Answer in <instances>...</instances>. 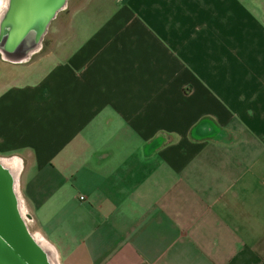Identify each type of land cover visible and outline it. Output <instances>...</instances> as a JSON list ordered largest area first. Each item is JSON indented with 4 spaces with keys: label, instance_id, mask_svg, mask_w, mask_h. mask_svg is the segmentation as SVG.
Listing matches in <instances>:
<instances>
[{
    "label": "crops",
    "instance_id": "1",
    "mask_svg": "<svg viewBox=\"0 0 264 264\" xmlns=\"http://www.w3.org/2000/svg\"><path fill=\"white\" fill-rule=\"evenodd\" d=\"M68 2L0 22V155L58 264H264V16L84 0L38 55Z\"/></svg>",
    "mask_w": 264,
    "mask_h": 264
},
{
    "label": "water",
    "instance_id": "2",
    "mask_svg": "<svg viewBox=\"0 0 264 264\" xmlns=\"http://www.w3.org/2000/svg\"><path fill=\"white\" fill-rule=\"evenodd\" d=\"M35 261L45 263L22 227L8 185L0 175V264H35Z\"/></svg>",
    "mask_w": 264,
    "mask_h": 264
},
{
    "label": "rangeland",
    "instance_id": "3",
    "mask_svg": "<svg viewBox=\"0 0 264 264\" xmlns=\"http://www.w3.org/2000/svg\"><path fill=\"white\" fill-rule=\"evenodd\" d=\"M84 0H69L68 4H67V8L64 9L63 11H60L61 13H59L58 16H62V20L59 19V26L58 28L56 27L54 29V26H49V30L45 35V41H43V48L40 50V52L38 53V55H41L44 52H47L49 49L52 48L53 43L60 37H65L67 36V34L69 33V23L67 20V15L69 13V11H71L74 7H76L77 5H82V3ZM244 1V0H243ZM245 3L248 5V8H253L254 12L256 15H258L260 18H262L264 16V0H245ZM69 10V11H68ZM56 30V31H55ZM37 56H35L34 58H36ZM5 82L4 78L0 79V86ZM0 156H5V157H10L12 156V154L9 155H0ZM22 168V167H21ZM0 175L3 176L5 182L8 185L9 191H10V195L13 201V205L15 207V211L17 213V216L19 218V220L23 223H25V225L27 226V229H29L30 232L36 233L37 230L35 229V226L33 225V219H32V212L29 210L28 205L25 201V198L23 196V192H22V183L24 182V177H25V173H23V175L21 176V170L19 172V176H18V180H19V185H18V189H19V194L22 200V206H23V217L26 219V221L23 220L21 214L18 212V210H16V206H15V200L14 197L12 196V191H11V183L7 177V175L5 174V172L0 168ZM38 233V232H37ZM34 245V243H33ZM35 246V245H34ZM36 247V246H35Z\"/></svg>",
    "mask_w": 264,
    "mask_h": 264
},
{
    "label": "bare ground",
    "instance_id": "4",
    "mask_svg": "<svg viewBox=\"0 0 264 264\" xmlns=\"http://www.w3.org/2000/svg\"><path fill=\"white\" fill-rule=\"evenodd\" d=\"M9 1L10 0H0V22L6 13V10L9 6ZM21 167H22V162L20 158H18L17 156H10V157L0 156V168L5 172L11 183V191H12V196L14 197L16 203L15 204L16 210H18V212L21 214L23 220L26 221V219L23 217L24 213H23L22 200L18 189L19 188L18 176ZM21 225L24 228L26 234H28L30 241L34 243L36 248H38V251L45 262L44 264H58L56 252L53 246L40 233L30 232L29 229H27V226L25 225L24 222L23 223L21 222ZM11 237L13 238V236ZM35 264H37L36 261Z\"/></svg>",
    "mask_w": 264,
    "mask_h": 264
},
{
    "label": "built area",
    "instance_id": "5",
    "mask_svg": "<svg viewBox=\"0 0 264 264\" xmlns=\"http://www.w3.org/2000/svg\"><path fill=\"white\" fill-rule=\"evenodd\" d=\"M80 197H83L82 195Z\"/></svg>",
    "mask_w": 264,
    "mask_h": 264
}]
</instances>
